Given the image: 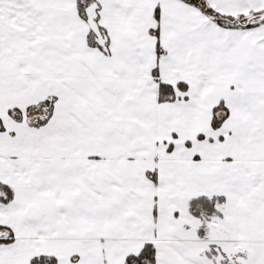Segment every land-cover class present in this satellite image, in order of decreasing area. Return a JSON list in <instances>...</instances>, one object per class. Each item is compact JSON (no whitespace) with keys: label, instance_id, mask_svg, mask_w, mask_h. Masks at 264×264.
I'll use <instances>...</instances> for the list:
<instances>
[{"label":"snow or ice","instance_id":"snow-or-ice-1","mask_svg":"<svg viewBox=\"0 0 264 264\" xmlns=\"http://www.w3.org/2000/svg\"><path fill=\"white\" fill-rule=\"evenodd\" d=\"M0 264H264V0H0Z\"/></svg>","mask_w":264,"mask_h":264}]
</instances>
